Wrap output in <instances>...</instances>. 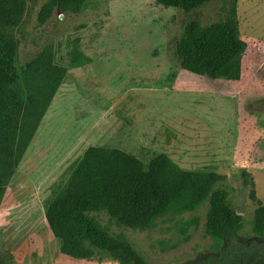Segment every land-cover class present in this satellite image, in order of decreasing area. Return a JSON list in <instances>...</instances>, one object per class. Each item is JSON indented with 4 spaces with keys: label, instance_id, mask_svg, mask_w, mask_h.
<instances>
[{
    "label": "rangeland",
    "instance_id": "rangeland-1",
    "mask_svg": "<svg viewBox=\"0 0 264 264\" xmlns=\"http://www.w3.org/2000/svg\"><path fill=\"white\" fill-rule=\"evenodd\" d=\"M47 0H25L18 26L20 63L54 44L53 62L67 72L37 125L0 204L2 264H120L106 253L78 259L61 252L46 210L85 150L117 147L144 161L167 153L179 166L225 176L234 208L244 216L231 253L260 248L254 228L264 204V0H238V21L247 42L240 80L212 79L181 68L176 54L190 19L203 24L226 16L223 0L186 12L154 0H88L79 14L58 11L46 23ZM246 168L250 183L244 184ZM208 204L171 212L150 229L118 224L93 212L111 233L122 234L150 264H188L221 256L226 241L207 232ZM197 225H189L193 218ZM250 253V254H249ZM239 264V263H233ZM241 264H264L255 256Z\"/></svg>",
    "mask_w": 264,
    "mask_h": 264
},
{
    "label": "trees",
    "instance_id": "trees-1",
    "mask_svg": "<svg viewBox=\"0 0 264 264\" xmlns=\"http://www.w3.org/2000/svg\"><path fill=\"white\" fill-rule=\"evenodd\" d=\"M88 0H47L39 12L46 23L58 11L79 14ZM164 7L192 12L210 0H154ZM226 16L210 24L190 19L182 28L176 54L183 69L212 79L240 80L247 42L238 21V0H223ZM25 0H0V204L38 123L67 68L53 62L49 43L30 61H19L17 41L8 30L18 26ZM244 184L250 183L246 168ZM225 176L179 166L167 153L148 161L117 147L89 146L46 210V220L59 239L61 252L78 259L106 253L120 264H150L148 258L122 234L111 233L93 212L105 211L118 224L150 229L167 214L193 211L207 203V232L226 241L203 261L188 264H241L244 257L264 259L262 249L231 253L230 242L244 220L230 200ZM250 197L258 206L254 228L264 233V204L255 189ZM193 218L189 225H197ZM0 264H2L0 262Z\"/></svg>",
    "mask_w": 264,
    "mask_h": 264
},
{
    "label": "crops",
    "instance_id": "crops-1",
    "mask_svg": "<svg viewBox=\"0 0 264 264\" xmlns=\"http://www.w3.org/2000/svg\"><path fill=\"white\" fill-rule=\"evenodd\" d=\"M150 160V159H149ZM146 161H148V160H146Z\"/></svg>",
    "mask_w": 264,
    "mask_h": 264
}]
</instances>
